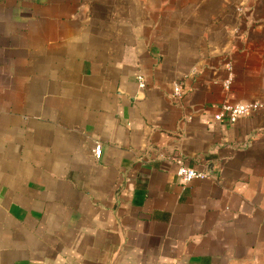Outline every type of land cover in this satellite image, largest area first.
I'll list each match as a JSON object with an SVG mask.
<instances>
[{
  "label": "crops",
  "instance_id": "1",
  "mask_svg": "<svg viewBox=\"0 0 264 264\" xmlns=\"http://www.w3.org/2000/svg\"><path fill=\"white\" fill-rule=\"evenodd\" d=\"M122 247L264 264V0H0V264Z\"/></svg>",
  "mask_w": 264,
  "mask_h": 264
},
{
  "label": "built area",
  "instance_id": "2",
  "mask_svg": "<svg viewBox=\"0 0 264 264\" xmlns=\"http://www.w3.org/2000/svg\"><path fill=\"white\" fill-rule=\"evenodd\" d=\"M138 83L140 88L145 87V80L142 76L138 77ZM230 79L226 82V86H229ZM182 95V86L180 83L174 84V97H180ZM260 107L259 103H229L226 102L222 105L219 112L214 116L216 122H226L228 124H234L239 118L248 116L256 112ZM101 151V145L95 147V153L99 156ZM176 177L178 182L185 186L197 179L206 177L204 173L197 172L196 170L186 166L183 163H179L176 170Z\"/></svg>",
  "mask_w": 264,
  "mask_h": 264
},
{
  "label": "water",
  "instance_id": "3",
  "mask_svg": "<svg viewBox=\"0 0 264 264\" xmlns=\"http://www.w3.org/2000/svg\"><path fill=\"white\" fill-rule=\"evenodd\" d=\"M122 250H123V247L120 248V250L118 251L116 257L114 258V260H113V262H112V264H116V262H117V260H118V258H119V256H120Z\"/></svg>",
  "mask_w": 264,
  "mask_h": 264
}]
</instances>
